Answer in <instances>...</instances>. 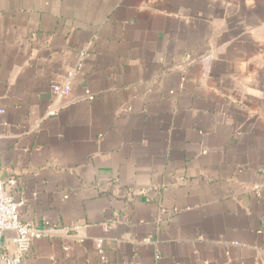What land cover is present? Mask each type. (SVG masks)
I'll list each match as a JSON object with an SVG mask.
<instances>
[{
    "label": "crops",
    "instance_id": "1",
    "mask_svg": "<svg viewBox=\"0 0 264 264\" xmlns=\"http://www.w3.org/2000/svg\"><path fill=\"white\" fill-rule=\"evenodd\" d=\"M263 170L264 0H0L22 264H264Z\"/></svg>",
    "mask_w": 264,
    "mask_h": 264
},
{
    "label": "built area",
    "instance_id": "2",
    "mask_svg": "<svg viewBox=\"0 0 264 264\" xmlns=\"http://www.w3.org/2000/svg\"><path fill=\"white\" fill-rule=\"evenodd\" d=\"M207 60V59H206ZM52 92L57 96H67L70 94L71 87L68 83L53 84L51 87ZM10 186L16 185L15 178L4 180L0 176V237L3 230H13L16 235L13 238L15 245V253L5 254L0 246V264H22L24 256L30 249L32 242L36 239L51 237L58 234L60 231H68L65 228L56 227H34L29 223L20 221L19 219V206L20 201H16L13 196L4 192V184ZM252 191L257 195H261L264 191V170L261 174V182L253 185ZM105 240L97 238L94 241V247L97 251L102 252ZM68 247H64L67 250ZM101 259L105 261L104 256Z\"/></svg>",
    "mask_w": 264,
    "mask_h": 264
},
{
    "label": "water",
    "instance_id": "3",
    "mask_svg": "<svg viewBox=\"0 0 264 264\" xmlns=\"http://www.w3.org/2000/svg\"><path fill=\"white\" fill-rule=\"evenodd\" d=\"M10 231H13V230H3L1 236H3V235L6 234V233L9 234ZM0 238H1V237H0Z\"/></svg>",
    "mask_w": 264,
    "mask_h": 264
}]
</instances>
